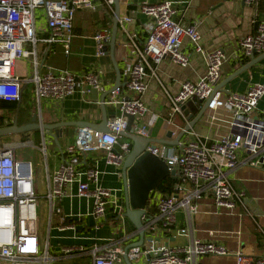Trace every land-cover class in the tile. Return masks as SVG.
Here are the masks:
<instances>
[{
  "label": "built area",
  "instance_id": "2783aa9c",
  "mask_svg": "<svg viewBox=\"0 0 264 264\" xmlns=\"http://www.w3.org/2000/svg\"><path fill=\"white\" fill-rule=\"evenodd\" d=\"M255 5L257 0H244ZM99 4L115 16V0H0V101L19 103L22 100V84L14 74L17 61L35 58L34 96L41 100L64 101L80 93L90 96L93 91L105 93L106 89L99 73L88 72L81 76L69 70L50 68L42 72L37 58V44L61 45L66 56H70L74 35V21L79 11L96 12ZM141 14L147 17L144 24L146 39L140 42L135 32L126 24L134 21L120 17L119 25L126 34L123 44L133 51L131 61L123 71L124 85L112 90L105 105L118 110L117 116L108 123L111 130L103 133L82 127L74 142L61 153L58 169L47 176L46 202L49 214V230L53 217L58 218L62 230H76L77 223H69L72 216L64 215L61 202L76 188L79 198L92 199L88 216L99 230L110 217L126 220L124 201L118 191L105 188L101 183L103 171L97 167L93 155L101 153L108 166L121 167L126 156L128 143H121V133L126 131L129 116L135 118L132 132L147 138L150 127L158 117L146 124H140L148 108L142 100L147 92L149 79L156 76L152 63L160 64L170 57L176 64L186 68L189 56L182 51L183 42L189 40L194 52L205 54L207 73L197 83L186 82L180 92L170 99V118L183 115L182 107L189 101H208L209 122L220 121L219 111L229 114V131L210 143L193 131L187 134L191 140L178 146L157 145L147 150L163 160L171 171L176 172L175 192L163 195L153 192L142 217L145 233L150 236L142 246L128 251L120 247L94 245L91 249L66 248L67 255L89 251L92 264H126L141 259L145 264H198L203 257H233L235 264H264V257L247 255L242 251L230 250L212 241L193 239L189 245L171 248L156 239L158 231H169L177 222L179 210L188 215L198 213V203L205 196H211L216 206L229 212L237 206H245V194L237 191L229 172L235 170L242 154L244 163L252 168L264 170V116L257 113L260 100L264 97V84L252 85L245 93L225 94L223 89L215 92L222 80V68L226 61L222 50L206 52L201 44V34L195 26H186L175 18L177 11L170 0L139 6ZM41 12V15L38 14ZM40 21L43 22L42 25ZM40 24V25H39ZM47 32L48 37L38 38L37 29ZM111 31L103 30L95 36L97 57L104 56V47L110 41ZM141 43V44H140ZM32 46L33 51L26 47ZM264 53V22L257 25L256 32L240 42L239 60H251ZM1 139V138H0ZM120 147V148H118ZM41 153L46 156L44 140ZM90 158L93 162L90 163ZM39 196L35 189V175L31 161L17 159L16 149L0 142V264H52L50 234L45 237L38 228ZM83 217L80 216L79 220ZM177 234L186 236L184 230Z\"/></svg>",
  "mask_w": 264,
  "mask_h": 264
},
{
  "label": "crops",
  "instance_id": "0c3cea01",
  "mask_svg": "<svg viewBox=\"0 0 264 264\" xmlns=\"http://www.w3.org/2000/svg\"><path fill=\"white\" fill-rule=\"evenodd\" d=\"M160 0H121L120 17H130L134 21L127 23L126 27L130 32L138 34L140 42L146 39L143 30L147 17L141 14L139 6L145 3L155 4ZM177 11L176 20L186 26H195L201 34V44L206 52L222 50L226 61L222 68V80L219 85L225 84L222 89L227 95L229 93H245L252 85L264 84V59L250 69L242 72L233 78L243 67L249 65L251 60H239L240 42L247 36L256 32L257 25L264 22V0H257L255 5H247L244 0H170ZM96 12L79 11L74 21V39L70 56H66L61 45L45 46L37 44V58L42 64L41 71L47 72L50 68L59 70H69L81 76L88 72L99 73L106 92L111 90L116 84V71L110 55L97 57V42L95 36L103 30L112 32L114 17L104 6L99 4ZM43 22L40 21L42 25ZM39 24V25H40ZM38 38L48 37L47 32L42 31L41 26L37 29ZM111 41V38H110ZM110 41L106 46L110 45ZM126 34L119 25L117 36L116 61L123 75L126 65L131 61L133 51L129 47L123 46L126 42ZM140 43V44H141ZM29 51L34 48L30 45L26 47ZM182 51L189 56L190 64L186 68L176 64L170 57H166L160 64L152 66L156 76L149 79L147 92L142 96L143 102L148 108L146 115L139 120L140 124H146L158 117V121L150 127L152 138L169 140L168 132H173L171 141H175L182 130L190 123L196 122L203 105L195 101L196 108L189 115L179 114L171 117L172 124H168L170 118V99L175 97L181 90L184 83H197L207 73V60L205 54L194 52L189 40L185 39ZM105 53V52H104ZM257 55L255 58L261 57ZM35 58L19 60L14 67V74L20 79L22 84V112L15 114L8 113L0 108V128L12 126L17 119L19 126L30 124L33 115H37V122L43 124L55 123H75L87 122L100 124L103 120L101 98L104 93L90 96H83L76 93L64 101H49L39 103V114L36 113V106L28 105L25 97L34 96V84L30 81L34 74L33 63ZM124 79V77L122 76ZM218 85V86H219ZM108 97H106V100ZM3 102V101H0ZM27 104L25 108L23 106ZM43 104L46 110L52 114L48 119L43 117ZM109 122L118 114V110L106 105ZM257 113L264 116V97L260 100ZM220 121L216 124L209 122V111L196 122L191 130L199 134L204 140L210 143L226 135L229 131V114L221 110L218 113ZM18 117V118H17ZM77 127L63 128V135L58 137V144L54 138L44 133L34 131L25 135H14L6 137L12 142L26 141L33 137L43 138L46 142V156L40 149L37 150L44 156L45 165L43 167L46 183L47 176L52 175L61 164V153L66 147L74 142L78 133ZM54 134V132H51ZM33 137V138H34ZM45 137V139H44ZM192 136L185 134L182 142L191 140ZM122 141V140H121ZM0 142L6 146L5 138ZM54 145L52 151L54 155L49 160L48 144ZM129 143L128 140L121 142ZM120 148V147H118ZM16 149V148H14ZM242 154L238 167L229 172V178L234 188L245 194V206H237L235 210L229 212L218 208L211 198L205 196L198 203L195 215H188L185 211L179 210L176 217L177 222L169 231L160 229L157 234L158 240L165 245L174 247H184L190 244L193 239L202 241H212L227 247L230 250L242 251L247 255L264 257V170L255 169L244 163ZM17 156V149H16ZM97 159V167L104 174L101 179L103 187L117 190L119 197L124 201V186L122 180V168L108 166L101 153L93 155ZM18 159V158H17ZM90 160V163L93 161ZM46 194V188L44 187ZM92 199L79 198L77 190L74 188L71 194L61 202L64 215L72 216L69 223H77L76 230H62L58 223V218L53 217L50 227V245L54 260L52 264H92V256L89 251L80 253L78 250L70 255L64 253L66 248L91 249L94 245H104L110 247H120L126 250L128 247L141 240L140 234L126 218L118 221L117 218L110 217L109 220L99 229L94 228V221L88 216L92 208ZM45 207L46 202L41 200ZM41 206V205H40ZM80 216L83 217L82 220ZM184 230L186 236L177 234V230ZM52 234V235H51ZM145 233V241L149 238ZM53 246V248H52ZM198 264H235L233 257H203L197 261ZM132 264H145L141 259Z\"/></svg>",
  "mask_w": 264,
  "mask_h": 264
},
{
  "label": "water",
  "instance_id": "95a60500",
  "mask_svg": "<svg viewBox=\"0 0 264 264\" xmlns=\"http://www.w3.org/2000/svg\"><path fill=\"white\" fill-rule=\"evenodd\" d=\"M120 7L121 0H115V17L114 24L111 32L110 45L104 47V52L106 55H110L115 71H116V84L115 86L105 92L101 98L103 120L100 124H91L87 122H75V123H55V124H43L37 122V115H33L30 124L19 126L18 120L16 119L12 126L6 128H0V138L10 137L14 135H24L33 131H41L45 135H48L56 141L58 144V137L63 135V128L65 127H77V128H90L95 131L109 133L111 130L108 127L109 119L107 114V109L105 105L106 97L112 92L113 89L123 86L124 79L122 78L121 70L116 61V50H117V36L119 30V18H120ZM264 59V55L259 58H253L252 62L243 67L241 71L237 72L233 76L236 77L242 72L250 69L254 65L258 64ZM231 79H229L230 81ZM229 81L225 82L223 85L216 87V91L222 89V87ZM93 95L97 94V91H93ZM203 105L201 112L199 113L196 122L203 116L207 111L209 102L208 101H198ZM196 108L195 101H189L183 105L182 110L185 115H189L190 112H194ZM135 118L129 116V123L126 131L122 132L120 135L123 139L129 141L127 148V156L123 162L122 168V180L124 186V205H125V217L129 219L135 226L140 234L141 240L139 243H135L126 249V253L134 247L142 246L145 242V226L142 221V217L145 214V209L150 196L153 192H156L158 186L166 178L170 177L176 180V172L171 171L169 166L161 160L159 157L153 155L147 150L148 146L152 149L156 148L157 145H167V146H178L182 141L185 134L190 132L196 122H190L184 130L181 131L179 137L175 141H171L173 132H168L167 138L169 140H160L152 138V132L149 133L147 138L140 137L132 132V125ZM51 132H54L52 134ZM45 139V137H44ZM126 264H132L128 256H125Z\"/></svg>",
  "mask_w": 264,
  "mask_h": 264
},
{
  "label": "rangeland",
  "instance_id": "374dc122",
  "mask_svg": "<svg viewBox=\"0 0 264 264\" xmlns=\"http://www.w3.org/2000/svg\"><path fill=\"white\" fill-rule=\"evenodd\" d=\"M38 14L41 15V12H39ZM41 101L45 103L46 99H43ZM25 102L28 103L29 106L32 104L36 106L37 108L36 113L39 114V102L35 97L32 98V96L30 97L27 96L25 97ZM28 105L26 104L23 107L25 108ZM42 111H43V117L45 119H48V116H51V115H52V118H54L53 114L49 110H46V106L44 104H43ZM15 113H17V110L13 114ZM38 122L40 121L38 120ZM37 132H41V131H37ZM30 133H34V131ZM33 137H34V134H33ZM33 137L30 140L19 141V142H12V141L6 140L7 138L5 137V143H6V147L17 149L18 160L31 161L33 163V169H34V175H35V189L37 192V196H39V199H38V204H39L38 228H39L40 233L44 235L45 244H46L49 240V234H50L49 214L47 210H45V207H43V204H41L42 196H43V193L45 192L44 187L46 188V176L43 170L45 162H44V158H42L44 156H41L40 155L41 153L37 150V147L42 146L43 138L40 139L39 137H36V136L34 138ZM126 140L127 139H122L121 142H124ZM54 149H55L54 145L49 143L48 152H49L50 161L52 160V157L54 156L52 154V151H54ZM51 253H52V250H51Z\"/></svg>",
  "mask_w": 264,
  "mask_h": 264
},
{
  "label": "trees",
  "instance_id": "16d2710c",
  "mask_svg": "<svg viewBox=\"0 0 264 264\" xmlns=\"http://www.w3.org/2000/svg\"><path fill=\"white\" fill-rule=\"evenodd\" d=\"M0 108L4 111H7L8 113H11V114H13L17 110L18 115L23 110L22 104L18 105V103L4 102V101L0 102ZM1 120L2 119H0V121ZM0 125H1V123H0ZM177 183H178V180H174V179L168 177L160 183L156 192H159V193L166 195V196L172 195L175 192V186Z\"/></svg>",
  "mask_w": 264,
  "mask_h": 264
}]
</instances>
